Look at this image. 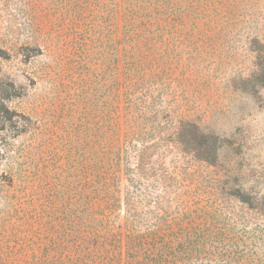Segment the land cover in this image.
I'll list each match as a JSON object with an SVG mask.
<instances>
[{"label":"rangeland","instance_id":"obj_1","mask_svg":"<svg viewBox=\"0 0 264 264\" xmlns=\"http://www.w3.org/2000/svg\"><path fill=\"white\" fill-rule=\"evenodd\" d=\"M0 264H264V0H0Z\"/></svg>","mask_w":264,"mask_h":264},{"label":"trees","instance_id":"obj_2","mask_svg":"<svg viewBox=\"0 0 264 264\" xmlns=\"http://www.w3.org/2000/svg\"><path fill=\"white\" fill-rule=\"evenodd\" d=\"M189 129L181 132L184 139L181 142L183 150L191 153L195 158L214 163L217 157V138L210 134H205L189 123Z\"/></svg>","mask_w":264,"mask_h":264}]
</instances>
